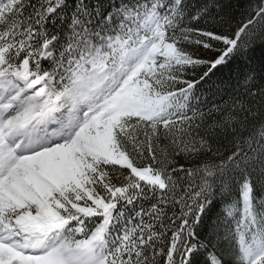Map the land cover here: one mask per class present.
<instances>
[{"label":"snow or ice","instance_id":"6c2138e0","mask_svg":"<svg viewBox=\"0 0 264 264\" xmlns=\"http://www.w3.org/2000/svg\"><path fill=\"white\" fill-rule=\"evenodd\" d=\"M0 264H264V0H0Z\"/></svg>","mask_w":264,"mask_h":264},{"label":"trees","instance_id":"16d2710c","mask_svg":"<svg viewBox=\"0 0 264 264\" xmlns=\"http://www.w3.org/2000/svg\"><path fill=\"white\" fill-rule=\"evenodd\" d=\"M255 56H256L257 59H259V57L261 56V52H260L259 49L256 51ZM226 71L227 70H225V74H226ZM221 75H222V73H217V77H219Z\"/></svg>","mask_w":264,"mask_h":264}]
</instances>
